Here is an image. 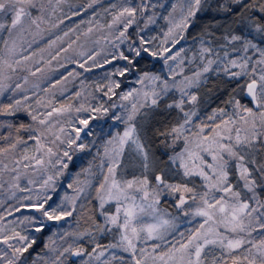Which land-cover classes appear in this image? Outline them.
<instances>
[{"label": "snow or ice", "instance_id": "obj_1", "mask_svg": "<svg viewBox=\"0 0 264 264\" xmlns=\"http://www.w3.org/2000/svg\"><path fill=\"white\" fill-rule=\"evenodd\" d=\"M0 264H264V0H0Z\"/></svg>", "mask_w": 264, "mask_h": 264}, {"label": "trees", "instance_id": "obj_2", "mask_svg": "<svg viewBox=\"0 0 264 264\" xmlns=\"http://www.w3.org/2000/svg\"><path fill=\"white\" fill-rule=\"evenodd\" d=\"M78 2H86V0H71V3L75 4V3H78ZM108 0H103V3H107ZM75 10V9H74ZM94 10V9H93ZM65 11H67V9H65ZM79 19H84L85 18V14L84 13H81L78 17ZM76 19L77 17H70L67 21L64 22V25L65 27H71V25L73 23L76 22ZM86 26V25H85ZM72 67H75L77 68L78 71H82V69H80L79 65H76V64H72L71 66L69 65H65V68L68 70V71H71V68ZM100 71H103V69H101ZM63 71H58V74L57 73H53L52 75L55 77V78H59L60 75H63ZM86 77L88 79H92L94 76H97L99 75V72H97L96 70H91L87 73H85ZM39 80V77L37 78H34V81H38ZM47 83H50V81L46 82V83H41V88L43 87H46L47 86ZM75 87H77V82L76 81H73L72 82V85H71V88L69 89V91H72L75 89ZM57 99H61V94L60 93H57ZM24 117L21 116V119H23ZM80 164L79 162H77L74 158V161L72 163H70V169L72 171H75L77 167H79ZM66 183V182H65ZM104 239H107V237H105ZM101 242L103 243L104 240L102 239ZM37 247H39V245H37Z\"/></svg>", "mask_w": 264, "mask_h": 264}, {"label": "rangeland", "instance_id": "obj_3", "mask_svg": "<svg viewBox=\"0 0 264 264\" xmlns=\"http://www.w3.org/2000/svg\"><path fill=\"white\" fill-rule=\"evenodd\" d=\"M134 86V85H133ZM86 135V134H85Z\"/></svg>", "mask_w": 264, "mask_h": 264}]
</instances>
